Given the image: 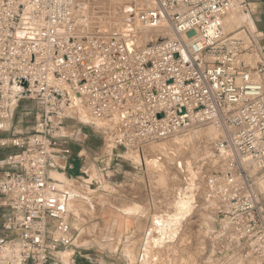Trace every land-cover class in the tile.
Returning a JSON list of instances; mask_svg holds the SVG:
<instances>
[{
	"label": "built area",
	"instance_id": "2783aa9c",
	"mask_svg": "<svg viewBox=\"0 0 264 264\" xmlns=\"http://www.w3.org/2000/svg\"><path fill=\"white\" fill-rule=\"evenodd\" d=\"M84 1L0 0V132L22 101L41 106L24 111L31 130L0 138L16 148L0 158V264H73L69 194L49 175L66 122L140 155L191 120L226 129L205 183L209 236L220 254L264 264V44L224 24L249 0H127L114 26L93 30ZM135 29L150 31L141 45Z\"/></svg>",
	"mask_w": 264,
	"mask_h": 264
},
{
	"label": "rangeland",
	"instance_id": "374dc122",
	"mask_svg": "<svg viewBox=\"0 0 264 264\" xmlns=\"http://www.w3.org/2000/svg\"><path fill=\"white\" fill-rule=\"evenodd\" d=\"M120 1L119 3H121ZM119 7L120 4L118 10ZM95 12L94 15L96 14ZM106 14L108 15V13ZM115 14H118V11ZM97 15L105 18L107 16L103 14ZM241 24H248V21L238 23L237 26ZM236 27L234 26L227 31H231ZM31 103L34 104L32 105L34 106V111L41 108L34 101L29 102V104ZM29 106L28 102L22 101L20 103L19 107L14 111L13 118L5 124V129L8 130L0 132V138L8 137L12 132H26L33 128V115H25L24 113L25 108H30ZM198 125L199 129L204 130L208 123ZM17 127H20L21 130L17 131ZM100 129L99 127L95 128L100 138L97 140L99 143L93 145L95 153H97L98 165L99 168L111 165V168L106 173L108 176L100 170H95V168L89 171L95 175L92 177L95 180L91 181V187L96 188L101 184V187L107 190L109 182L118 184L116 174L113 175L112 151L113 153L120 152L127 157H131L137 168L144 171V174L141 173L139 174L140 177H138L143 186L142 196L144 201L146 204L151 202L154 210L161 213H150V217L152 215H160V218L156 220L157 224L149 223L148 221L142 225L139 223L137 230L132 236L125 239L127 241L122 240L120 234H117L111 244V248L115 251L114 257L122 258L125 264H134L135 262V264H255V262L245 259L240 253L234 255L220 254L218 252L219 246L209 236L210 231L214 228V222L211 212L204 201V192L207 177L219 168L212 151L214 140L210 139L206 142L196 137L193 139L194 141L189 142L188 145L182 146L180 149L177 147L172 150L171 148V151L163 153L162 151L164 150L161 151V149L157 150L154 148L156 143L160 141H151L141 147L139 155L137 149H127V152H125L124 147L121 146L111 150L112 141L108 143V139H105L102 132L103 130L101 131ZM109 130H113L112 126ZM14 150H16L14 146L4 144L0 147V158ZM117 157L119 158L120 156ZM145 180L148 184V193L151 196L148 195L147 188L144 186ZM254 181L255 189L259 193L261 204L264 207V169L256 172ZM186 186L184 195L188 201L185 208L173 205L177 193ZM117 190L118 188L115 186L114 191L117 192ZM86 191L83 190L82 195L91 198L89 203L81 201L79 198L74 199V208H77L76 213L80 217L77 225H75L77 230L74 231L75 234L80 232L74 243L76 247L91 245L92 243L88 242V240L92 237L93 230H96L101 235L108 226V222L105 221L108 219L104 217V212L109 209V203L117 207L116 200L107 199L101 190ZM156 191L161 193L158 195ZM156 202L160 203H158L159 207ZM89 204H93V207H90ZM189 207H191V210ZM71 208L73 209V206ZM111 211H114L113 214L116 213L114 209H111ZM127 211L134 212L135 208L129 207ZM147 211L148 213L150 212L148 208ZM185 217L186 219L183 220ZM145 230L150 232L143 243ZM169 230L171 232H168ZM136 232L141 233V236L134 238ZM126 247L130 251L129 257L124 255V248Z\"/></svg>",
	"mask_w": 264,
	"mask_h": 264
},
{
	"label": "crops",
	"instance_id": "0c3cea01",
	"mask_svg": "<svg viewBox=\"0 0 264 264\" xmlns=\"http://www.w3.org/2000/svg\"><path fill=\"white\" fill-rule=\"evenodd\" d=\"M246 12L248 14L249 23L241 25H245L247 29H251V31L256 33L259 36L260 42L264 44V0H249ZM24 102H28V105H30V108H25V111L33 112L34 106L32 105L34 104H29L30 101ZM64 126L65 133L72 136H68L67 139L60 138L58 140L55 153L50 159L49 175L54 179L56 178L55 180L58 182L60 189L69 194V221L74 231L77 230L75 225H77L80 218L79 214L76 213L77 208H74V199L79 198L81 201H87L88 203L91 199L89 196L82 195L83 190H85V192H87L86 190L90 192L101 190L107 199L116 200L115 202H117V207L109 203L108 208L110 210L108 209L109 211L107 210L104 212V217L108 219L105 220L108 222L106 230L101 235L96 230H93L92 237L88 240V242L92 244L85 247H77L75 251L76 254L66 262L73 264H125L122 258L114 257L115 251L111 248V244L117 237V234H120L122 240H125L131 237L137 230L139 223L142 225L146 221L149 222L150 213L161 214L159 211L156 212L154 210V206L151 202L147 203V205L142 196L143 186L138 177H140L139 174H144V171L137 168L131 157H127L121 153H112L113 175L116 174L118 184L116 185L109 182L107 190L102 188L101 184L96 188H92L91 181L95 180V178H92L95 175L89 171H92L94 168L95 170H99L98 159L96 157L97 153H95L93 145L99 143L97 140L100 137L95 131V128L87 125L79 126L68 121ZM20 130L21 128L17 127V131ZM65 148L69 150V153L63 152ZM117 156L120 157L118 158ZM54 174L60 175L54 177ZM115 186L118 188L117 192L114 191ZM144 186L147 188L148 193V184L146 180ZM156 193L159 195L161 192L156 191ZM148 195L151 196L149 193ZM156 203L158 205L159 202ZM71 206H73L74 210ZM90 207H93V204L90 205ZM129 207H134L135 211H127ZM147 208L150 211L149 213ZM111 209L116 210V213H114L115 215L113 214L114 211H111ZM105 221L103 220V222ZM79 235L80 232H77L76 238ZM139 236H141V233L136 232L134 238H138ZM128 247L124 248V255L127 257L130 256Z\"/></svg>",
	"mask_w": 264,
	"mask_h": 264
},
{
	"label": "bare ground",
	"instance_id": "6f19581e",
	"mask_svg": "<svg viewBox=\"0 0 264 264\" xmlns=\"http://www.w3.org/2000/svg\"><path fill=\"white\" fill-rule=\"evenodd\" d=\"M119 1L120 0H85L83 2V4L80 5V12H82L83 15L88 17L89 21L91 22L89 30H93L94 25L97 27L99 26L102 29H106L108 27L114 26L118 22L119 15H120L119 12H118V14H115L117 11H119L118 6L123 1H127V0H121L120 1L121 3H119ZM115 9H117V11H115ZM88 10H89V12H88ZM92 10H93V12H92ZM94 11H96L95 15H94ZM106 13H108V15ZM97 14L107 15L108 17L107 16H106V18L101 17L100 15H97ZM248 20H249V18H248L247 12H239L238 14L237 13H230L225 17V20H224L225 28H226V30H229L230 28L232 29L234 26L236 27L238 23H241L244 21L247 22ZM135 30L137 32L136 40H138V42L143 43V41L146 40L147 37H149L150 31L148 32L144 29H139V30L135 29ZM161 31H162L161 29H157V30L152 31L151 33L156 35V34H159ZM198 124H201V123L197 122L195 120H191L185 126H183L181 129H179L176 133H174L173 135L162 140L165 142H162V141L157 142L156 147H154V148L157 150L161 149V151L164 150V151H162V153L165 151L169 152V150L171 148H172V150H173V148L176 149L177 147H178V149H180L182 146L184 147L185 145H188L189 142L194 141L193 139L196 137H198V139L199 138L203 139L204 141L207 142L210 139H212V140L219 139L222 135L226 134V129L224 127L217 128L213 124L208 123V126L204 130H201L198 128L199 127ZM167 145H169V146H167ZM152 155H153V153H152ZM56 175H60V174H56ZM56 175L54 174V177H58ZM187 186L185 188H182L183 190H180L177 193V195L174 199L173 205H178L182 208H185V205L187 204L188 200H187V197H185V195H184V189H186ZM191 207H189L190 210H191ZM157 218H160V215H158V216L152 215L151 218L149 219V223L157 224L156 223ZM185 219H186V217L183 220H185ZM183 220H182V222H183ZM149 232L150 231L145 230L143 243L146 241V237L148 236L147 234ZM168 232H171V230H169ZM135 260H137V259H135Z\"/></svg>",
	"mask_w": 264,
	"mask_h": 264
},
{
	"label": "water",
	"instance_id": "95a60500",
	"mask_svg": "<svg viewBox=\"0 0 264 264\" xmlns=\"http://www.w3.org/2000/svg\"><path fill=\"white\" fill-rule=\"evenodd\" d=\"M134 44V42H133V40H131V39H128L127 40V46H128V49H129V51L131 52L133 49H132V45ZM142 43L141 42H139V45H141ZM158 216V215H157ZM151 218V217H150Z\"/></svg>",
	"mask_w": 264,
	"mask_h": 264
}]
</instances>
